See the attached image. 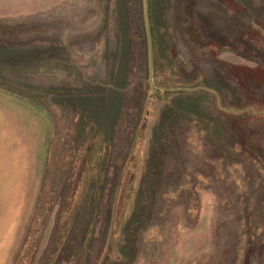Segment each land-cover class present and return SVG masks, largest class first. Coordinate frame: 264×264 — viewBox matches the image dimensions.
I'll return each mask as SVG.
<instances>
[{"label": "rangeland", "instance_id": "1", "mask_svg": "<svg viewBox=\"0 0 264 264\" xmlns=\"http://www.w3.org/2000/svg\"><path fill=\"white\" fill-rule=\"evenodd\" d=\"M147 1L0 0V264H264V0Z\"/></svg>", "mask_w": 264, "mask_h": 264}, {"label": "water", "instance_id": "2", "mask_svg": "<svg viewBox=\"0 0 264 264\" xmlns=\"http://www.w3.org/2000/svg\"><path fill=\"white\" fill-rule=\"evenodd\" d=\"M148 1L145 0V16H146V23H147V32H148V37L151 40V30H150V25H149V15H148ZM151 45V42H150Z\"/></svg>", "mask_w": 264, "mask_h": 264}, {"label": "trees", "instance_id": "3", "mask_svg": "<svg viewBox=\"0 0 264 264\" xmlns=\"http://www.w3.org/2000/svg\"><path fill=\"white\" fill-rule=\"evenodd\" d=\"M124 4H126V0H124Z\"/></svg>", "mask_w": 264, "mask_h": 264}]
</instances>
